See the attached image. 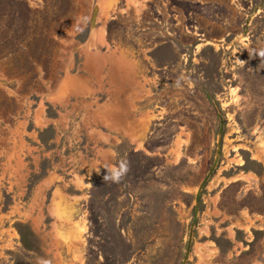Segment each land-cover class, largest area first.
Here are the masks:
<instances>
[{"label": "rangeland", "instance_id": "obj_1", "mask_svg": "<svg viewBox=\"0 0 264 264\" xmlns=\"http://www.w3.org/2000/svg\"><path fill=\"white\" fill-rule=\"evenodd\" d=\"M262 48L264 0H0V264H180L218 137L184 264H264Z\"/></svg>", "mask_w": 264, "mask_h": 264}, {"label": "water", "instance_id": "obj_2", "mask_svg": "<svg viewBox=\"0 0 264 264\" xmlns=\"http://www.w3.org/2000/svg\"><path fill=\"white\" fill-rule=\"evenodd\" d=\"M221 126H222V124L220 123L219 129H218V134H220ZM218 156H219V137L217 138L215 155H214L212 164L210 165L208 171L206 172L204 177L201 179V181L199 182V184L197 185V188L195 190L194 199H193V215H192L191 222H190L189 229H188V235H187V241H186L184 255L182 257V260H181L180 264H184L185 263L187 255H188V253L190 251L193 227L195 225L197 212H198V201H199L200 191H201L202 187L204 186L205 182L210 177L211 173L213 172V170H214V168L216 166L217 160H218Z\"/></svg>", "mask_w": 264, "mask_h": 264}, {"label": "clouds", "instance_id": "obj_3", "mask_svg": "<svg viewBox=\"0 0 264 264\" xmlns=\"http://www.w3.org/2000/svg\"><path fill=\"white\" fill-rule=\"evenodd\" d=\"M84 23L87 24L88 22V17L83 16L80 17L79 20L77 21V24L79 25L80 23ZM76 30L82 31V28H80L79 26L76 28ZM254 54L260 58H264V48L258 50V51H254ZM176 86L179 87V80H177L176 82ZM105 169L107 170L106 174L104 175L103 179L106 180H111L114 183H118L121 178L127 173L128 171V165H127V161L126 160H120L119 164L117 167H111V168H107L105 167ZM98 171V170H97ZM44 264H50L49 261H44Z\"/></svg>", "mask_w": 264, "mask_h": 264}, {"label": "trees", "instance_id": "obj_4", "mask_svg": "<svg viewBox=\"0 0 264 264\" xmlns=\"http://www.w3.org/2000/svg\"><path fill=\"white\" fill-rule=\"evenodd\" d=\"M217 109V108H216ZM218 110V109H217ZM17 231L20 235V239L22 244L26 247V248H30L32 246L31 240H30V234H32V231L27 227V230L23 231V228L21 229V227H16Z\"/></svg>", "mask_w": 264, "mask_h": 264}]
</instances>
